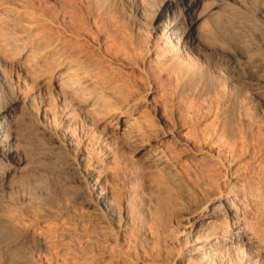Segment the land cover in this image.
Masks as SVG:
<instances>
[{
  "label": "rangeland",
  "instance_id": "374dc122",
  "mask_svg": "<svg viewBox=\"0 0 264 264\" xmlns=\"http://www.w3.org/2000/svg\"><path fill=\"white\" fill-rule=\"evenodd\" d=\"M174 1L0 0V264H264L222 188L264 197V0H198L196 51Z\"/></svg>",
  "mask_w": 264,
  "mask_h": 264
},
{
  "label": "bare ground",
  "instance_id": "6f19581e",
  "mask_svg": "<svg viewBox=\"0 0 264 264\" xmlns=\"http://www.w3.org/2000/svg\"><path fill=\"white\" fill-rule=\"evenodd\" d=\"M198 0H175L173 3L169 2L168 6H170V3L173 4L171 10H169L170 16H172V20L169 26V30L168 32L163 35L166 36V39L172 40V36H180L181 35V43L185 48H188L192 51H196L199 50V35H198V31L196 29V26L198 24V22L205 18L207 19L209 17V11L204 10V9H197V5L196 2ZM189 10V17L185 18L182 20V18L180 17L181 13L184 12H188ZM193 10V11H191ZM194 14L193 17L191 16V12ZM211 13V12H210ZM222 37V38H221ZM221 39L220 41H222L226 46L232 47L233 43L231 41V39L228 37L227 35L225 36L224 33H222L221 35ZM219 39V38H218ZM180 40V39H179ZM179 42V41H178ZM221 44V43H220ZM3 46V45H2ZM211 49V48H210ZM2 52V51H1ZM241 53V52H240ZM232 54V53H231ZM3 55V54H2ZM140 55V54H139ZM176 55V54H175ZM245 55V54H244ZM134 57V56H133ZM211 58V57H210ZM197 59V58H196ZM238 59V58H237ZM190 60V59H189ZM194 60V59H193ZM240 62V61H239ZM143 63V62H142ZM179 63V62H178ZM166 65V64H165ZM200 65V64H199ZM180 66V65H179ZM210 67V66H209ZM195 68V67H193ZM192 68V69H193ZM200 69V68H199ZM249 70V69H248ZM194 71V70H193ZM192 72V71H191ZM177 76V75H176ZM182 76V75H181ZM228 76V75H227ZM182 78V77H181ZM198 78V77H197ZM185 79V78H184ZM202 84V83H201ZM196 85V84H195ZM210 85V84H209ZM217 86V85H216ZM2 88V87H1ZM219 89V88H218ZM66 90V89H65ZM211 90V89H210ZM220 90V89H219ZM206 91V90H205ZM229 92V91H228ZM220 99V98H219ZM225 101V100H224ZM226 106L228 107V105H225L224 107L226 108ZM236 108V107H235ZM246 108V107H245ZM223 110H225L223 108ZM227 113H229V111H226ZM247 112V111H246ZM226 113V114H227ZM10 114V113H9ZM223 114V113H222ZM239 115V114H238ZM250 115V114H249ZM7 116H9L8 114H6L5 116H1L0 117V154H2V142L4 141V139L6 138V136L10 133L11 131V124H7L6 119ZM251 116V115H250ZM224 122V121H223ZM9 123V122H8ZM231 123V122H230ZM227 124V123H226ZM3 125H5L6 127H3ZM224 127V126H223ZM226 132V131H225ZM219 135V134H218ZM8 136H11L10 134ZM232 138H234L233 136H230ZM205 138V137H204ZM203 137H201L200 139H204ZM229 138V137H228ZM231 138V139H232ZM246 138V137H245ZM261 138V137H260ZM230 139V138H229ZM238 139V137H237ZM240 139V138H239ZM262 139V138H261ZM205 140V139H204ZM207 140V139H206ZM224 140V139H223ZM222 141V140H221ZM208 142V141H207ZM225 142V141H224ZM185 143V142H184ZM249 143V142H248ZM251 143V142H250ZM211 144V143H210ZM209 144V145H210ZM253 144V143H252ZM4 145V144H3ZM223 146V145H222ZM234 146V145H233ZM232 146V147H233ZM223 148V147H222ZM231 148V147H230ZM234 148V147H233ZM217 149V148H216ZM215 149V150H216ZM224 149V148H223ZM228 149V147H227ZM7 150V149H6ZM185 150V149H184ZM201 150V149H200ZM214 150V149H213ZM220 150V149H219ZM255 150V149H253ZM202 152L205 153H209L210 155L215 154L216 159L220 162H225V160H223V155L219 154V153H213L210 149L209 146L206 142L202 143ZM226 151V150H225ZM235 151V150H234ZM221 153V150L219 151ZM235 153V152H234ZM224 154V153H223ZM226 154V153H225ZM9 155V154H8ZM12 155V154H11ZM225 156V155H224ZM226 156H229L226 155ZM7 157V156H6ZM227 157H225L224 159H226ZM214 159V158H213ZM7 161V159H6ZM219 162V163H220ZM259 162V161H258ZM221 164V163H220ZM229 164V162H228ZM226 165V164H225ZM224 165V166H225ZM260 165V164H259ZM228 166V165H226ZM223 167V166H222ZM225 168V167H224ZM227 168V167H226ZM261 168V167H260ZM204 169V168H202ZM206 173V172H205ZM201 174V173H200ZM202 175V174H201ZM201 175L199 177H201ZM205 175V174H204ZM214 175V174H213ZM220 175V174H219ZM230 175V174H229ZM206 176V175H205ZM210 177V176H209ZM198 178V177H197ZM212 178V177H211ZM215 178V177H214ZM213 178V179H214ZM195 179V178H194ZM200 179V178H199ZM202 183L204 185H209L210 186V180L207 178H202ZM256 180V179H255ZM200 181V180H199ZM236 183V182H235ZM264 183V182H263ZM233 184V183H232ZM215 186V185H214ZM213 186V187H214ZM226 186L228 185H224L222 186V188H225V193H224V200H225V208L233 211L231 213V215L233 216L234 222H233V226H238L240 225L244 220H246V218H248L249 215V208H247L248 206H246L247 204H250L249 207L254 208V210H261L264 212V197L260 194L255 193H250L249 191H247L246 189H226ZM230 186V184H229ZM233 186V185H232ZM204 187V186H203ZM212 187V188H213ZM215 188V187H214ZM217 188V192H220L221 189V184H217L216 185ZM229 188V187H228ZM240 188V187H239ZM249 190V189H248ZM253 192V189L251 190ZM214 192V191H213ZM223 192V191H222ZM262 194V193H261ZM264 195V194H263ZM223 200V201H224ZM205 207H203V209L200 210L199 212V218L197 220V222L195 223V227H198V229H202V227H207L211 222L209 221L210 218H214V217H218L220 216L218 212H215V209H211L204 205ZM252 210V209H251ZM250 210V211H251ZM260 211V212H261ZM252 212V211H251ZM252 215V214H251ZM261 215V214H260ZM221 217V216H220ZM258 217V216H257ZM261 217V216H260ZM255 218V217H254ZM250 219V218H249ZM248 219V220H249ZM247 220V221H248ZM213 223H217V222H213ZM224 224V223H223ZM211 225V224H210ZM214 225V224H213ZM226 226V225H225ZM3 229V228H2ZM224 229V228H223ZM205 230V229H204ZM208 230V228H207ZM225 230V229H224ZM9 231V230H8ZM245 234L240 232L238 229L234 231L233 235L236 236L231 237V238H226L224 241L225 242H232V241H236L237 238H249L250 235L252 234V230L251 229H245ZM254 231V230H253ZM198 232V231H196ZM7 233V232H6ZM18 234V233H17ZM257 235V233H256ZM263 235V234H262ZM264 237V236H263ZM262 237V238H263ZM255 238V237H254ZM256 239V238H255ZM263 240V239H262ZM258 241V239H257ZM207 246V245H206ZM210 247V246H209Z\"/></svg>",
  "mask_w": 264,
  "mask_h": 264
}]
</instances>
